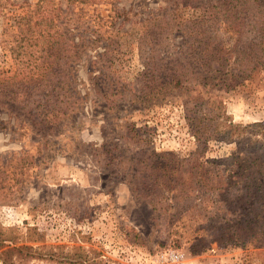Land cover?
I'll use <instances>...</instances> for the list:
<instances>
[{
	"label": "rangeland",
	"instance_id": "obj_1",
	"mask_svg": "<svg viewBox=\"0 0 264 264\" xmlns=\"http://www.w3.org/2000/svg\"><path fill=\"white\" fill-rule=\"evenodd\" d=\"M37 1L0 0V89L21 79L26 109L47 116L57 127L45 139L40 126L0 99V156L27 152L38 162L28 166L30 175L13 199L0 203V239H6L0 244V264H10L4 261L9 256L16 260L15 252L3 253L6 245L14 246L12 238L15 246L58 251L59 264H264V173L256 166L247 169L249 162L239 149L247 138L227 141L210 133L205 143H198L184 118V94L146 98L140 93L146 64L156 70L168 63L165 42L158 48L142 43L149 21L166 18L174 9L186 18L198 15L206 8L190 4L210 0H109L75 6L55 0L61 10L51 37L55 47L66 31L78 44L70 45L72 57L44 73L47 86L16 72L8 44L28 5ZM80 25L89 30L71 31ZM122 86L123 95L116 91ZM217 94L234 124L248 126L250 132L264 125L263 73ZM196 151L201 162L218 160L221 168L220 161L236 156L235 168L241 161L236 176L210 167L206 176L221 185L244 179L248 195L234 203L237 195L221 190L220 211L208 187L200 202L204 212L189 211L199 204L193 202L195 196L181 194L176 203L171 186L177 182L176 188H187L189 176L172 171ZM155 166L166 169L156 174L165 175L170 190L159 187L163 195L142 196L139 184ZM13 264L56 263L31 259Z\"/></svg>",
	"mask_w": 264,
	"mask_h": 264
},
{
	"label": "trees",
	"instance_id": "obj_2",
	"mask_svg": "<svg viewBox=\"0 0 264 264\" xmlns=\"http://www.w3.org/2000/svg\"><path fill=\"white\" fill-rule=\"evenodd\" d=\"M65 1L68 5L75 6L109 0ZM59 4L60 1L55 0H38L34 5H28L29 10L17 23L16 33L12 34L14 35L12 44L8 42L14 56L16 72H26L27 77L23 78L26 81L39 79L47 86L49 81L44 73L52 66H59L63 59L72 57L70 45L78 44L72 37H67L68 31H66L61 35L60 45L55 47L58 44H55V40L51 37L57 30L60 20ZM190 5L194 6V9L203 7L206 10L186 18L178 15L174 9L166 18L156 16L149 21L151 24L147 30V38L142 43L158 48L161 47L162 41L165 42L162 49L168 56V63L157 67L156 70L146 64L142 74L146 82L140 93L146 98L172 92L184 94L180 100L184 118L197 142L205 143L206 136L210 133L221 134L227 141L240 142L243 138H247L242 144L239 143L241 144L239 149L245 152V163L249 162L247 169L253 170L256 166L255 171L259 170L263 174L264 163H259L258 160L262 159L264 162V125H256L257 131L250 132V127L231 122L230 117L224 112V104L217 93L233 91L254 73L264 74V0H210L207 4ZM83 27L76 26L71 31H79ZM83 30L88 31L89 28L84 27ZM80 41H83V38H80ZM20 82L21 79L0 89L1 101H7V105L9 103L12 104L11 107L19 108L21 114L18 115H25L33 126L37 128L40 126L44 131L45 139H49L47 133L55 131L57 125H51L47 116L41 117L38 112L33 113L26 109L27 103L22 100L24 94L19 91ZM9 87L13 89L9 90ZM121 88V91L118 89L116 91L123 95L125 87ZM199 152H193L181 160L175 168L176 172L171 170L174 174L186 172L189 176L187 188H176L177 182L171 186L174 188L171 189L176 203L181 200V194L187 198L195 196L193 202L198 201L199 204L195 203L189 211L204 212L200 202L203 204V199H206L204 193L207 190L203 191V189L208 187L215 194V198L211 200L218 206L217 211H220L221 200L217 194L220 195L218 192L221 190L237 195L231 199L234 203L248 195L249 184L246 182L245 185L244 179L241 184L239 181L230 180L226 185H221V182L217 183L211 176H206V167L215 168L223 174L224 171H231L228 176H236L238 172L235 171L241 165V161H238L235 168L236 156L220 161L225 165L221 168L218 160L207 161L206 164L201 162ZM30 165H38V162L27 152L10 159L0 156V203H8L15 193L19 192L20 186L30 175L28 170ZM161 171L165 172L166 169L155 166L147 176H143L144 180L139 184L142 196L163 195L159 187L168 189L165 175L156 174ZM231 188L234 190L231 191ZM34 234L38 235L36 232H33ZM4 238L0 239V244L5 243ZM40 240L39 236L35 241ZM15 243L12 238L9 244L14 246L6 245L8 250L3 253L15 252L16 260H12L9 256L4 259L5 262L10 261L9 263L13 264L16 261L38 259L59 264L62 261L58 251L51 249L41 252L39 246H15Z\"/></svg>",
	"mask_w": 264,
	"mask_h": 264
}]
</instances>
